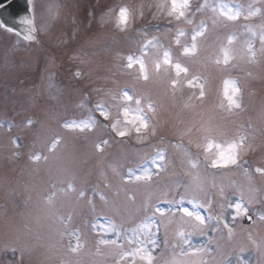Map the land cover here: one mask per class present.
I'll use <instances>...</instances> for the list:
<instances>
[{"label":"rangeland","instance_id":"obj_1","mask_svg":"<svg viewBox=\"0 0 264 264\" xmlns=\"http://www.w3.org/2000/svg\"><path fill=\"white\" fill-rule=\"evenodd\" d=\"M157 3L158 0H31V14L21 24L24 38L16 37L18 41L16 34L0 23V93L10 91L9 98L0 103V178L5 186L2 189L0 185V196L8 184L17 185V179L22 177L17 195L24 199L21 204L15 193L10 194L6 206L0 207V264H145L141 257L148 253L153 257L151 264H220L227 251L245 245L252 248L251 244L253 251L245 246L242 253L234 259L229 257L223 264H264V173H257V167L246 164L241 166L243 170L239 174L227 172L222 177H213L190 152L191 147L196 148L198 155L204 157L201 145L208 139L227 140L237 145L238 161L226 168L214 169L239 167L244 157L264 161V110L250 113L255 105L264 104V33L260 34L258 42L255 41L257 32L241 26L244 22L251 26L258 25L260 20L264 22V0H246L248 8L239 4L232 6L227 0H214L205 13L211 17L208 27L188 29L171 37L170 42L182 49L179 54L173 49L174 52L164 49L161 42L147 52H140L138 39L146 35L145 25L140 22L173 20L154 15ZM194 5L190 0L187 18L173 22H192ZM124 6L131 10L134 18L143 12V17L126 29L137 25L138 38L126 36L118 40L98 35L102 29L123 32L116 26L115 16ZM222 10L233 17L238 13L240 18L228 19ZM254 19L256 21H251ZM24 24L28 25V30ZM230 27L239 29V33L234 31L232 35L230 30L228 36L220 34V29L227 31ZM199 32L203 35H196ZM193 36H196L195 41ZM193 43L196 44L195 53L184 54V48H191ZM221 49L229 51L231 58L227 64L216 63L218 58L223 59ZM165 53L170 60L168 65L164 64ZM128 57L145 63L149 69L147 80L139 78L138 64L134 65L135 74L127 68ZM157 63L161 65L159 71H156ZM176 63L187 72L177 76L172 67ZM238 75L246 82V92H242L237 79L243 80L237 78ZM225 80L230 82L229 95L234 104L223 95ZM20 81L25 84L20 90L27 91V103L12 96L13 84L18 86ZM173 81L177 82L173 84ZM125 91L134 98L128 106L134 110L138 107L137 114L151 126L148 133L151 140L153 135L162 136L159 133L173 134L175 139L172 154L165 156V151L161 152L163 159L157 156L146 165L131 170L127 180L124 176L128 166L119 165L123 160L119 163L117 154H111L117 155V159L110 164L117 172L106 169L105 160L96 161L104 153L102 147L106 152L118 147L128 149L127 143L115 141V138L127 137L118 134L126 126L122 117L117 124ZM259 95L263 96L259 98ZM35 96L43 107L41 119L45 125L52 121L58 126L64 116L68 117L63 119L58 131L42 124L32 126L29 117L36 113ZM77 97L83 100L80 115H68L70 100ZM137 98L141 100L139 106L135 104ZM88 105L94 116L85 113ZM104 118L113 122L115 138L108 139L110 142L96 140L94 136L103 134L101 129L92 131L96 128L95 121ZM54 135L56 137L51 140ZM130 138L138 144L149 140L148 137ZM147 150L149 147L144 152ZM24 153L27 154L25 159L21 155ZM137 153L140 152L131 151L133 156ZM175 153L181 155V165L189 169L192 180L184 191V196L189 198L184 200L186 207L196 210L188 203L193 199L210 206L211 188L218 189L219 194V224L213 231L207 228L196 231L204 224L183 215L179 235L170 242L174 244H166L174 246V251L179 253L177 259H166V263H162L166 245L152 213L153 222L151 217L144 218L142 222L121 228L114 220L95 219L90 232H87L89 223L86 227L77 223L76 229L80 228L77 234L67 231L69 225H73L70 216H79L86 204L88 211L89 205L93 206L91 214L96 210L123 212L119 216L121 221L143 213L144 206L141 209L139 206L146 193L150 197L155 189L146 184L149 180L136 177L150 170L153 178L157 174L155 165H160L161 173L166 168L165 157L171 163ZM97 164L99 173L94 171ZM191 164L196 169L191 168ZM174 167L176 169V165ZM174 167L168 168L169 172ZM259 168H264V163ZM92 179L102 183L100 195L86 189L92 186ZM164 195L165 192H161L157 197ZM238 200L243 205L241 213L247 208V214L254 215L249 225L243 224L245 217L242 215L235 220L231 218L229 205ZM171 207L175 204L164 209L163 217L167 221L171 219ZM224 220L228 221L231 231L222 234L220 228H225ZM214 242L217 247L213 246Z\"/></svg>","mask_w":264,"mask_h":264},{"label":"clouds","instance_id":"obj_2","mask_svg":"<svg viewBox=\"0 0 264 264\" xmlns=\"http://www.w3.org/2000/svg\"><path fill=\"white\" fill-rule=\"evenodd\" d=\"M190 6V0H158V3L156 4L157 11L154 13V15L159 16L163 15L165 17H170L173 20H183L187 18V10ZM143 17V12L137 13L136 17H133V14L131 10L127 9V6H124L123 11H117L115 16V22L116 26L121 30H126L129 26L133 25L135 23L136 19H140ZM188 23H191V20L187 21ZM196 35H203V32H199ZM196 39V36H193ZM193 39V41H195ZM231 42V41H230ZM177 43H179V40H177ZM196 44L193 43L191 48H184V54L189 53H195L196 51ZM222 54V61L218 58L216 60V63H224L227 64L230 60V54L229 51L226 49H221ZM139 65V78L143 80H147L149 78V69L145 65V63L142 60H135L133 61L132 57H128V64L127 68L132 70V74H135L136 69L134 68V65ZM168 65L170 63H165ZM175 74L179 76L181 72H187V69L184 68L179 63H176L172 66ZM161 68V65L159 63L156 64V71H159ZM165 71H167V68H165ZM177 81H173V84H175ZM189 85H191V81L187 82ZM201 87H203L201 85ZM231 87L230 82L228 80L224 81L223 85V95L225 98L228 99L230 104H234L235 101L233 100L232 96L229 95V88ZM201 95L203 96L204 93L201 92ZM133 96L129 95L127 91L122 93V101L124 106H122L119 110V115L117 116V124L120 122V118H123L124 124L126 125L123 127L121 131H119L120 136H129L133 138H139V137H147V134L150 129V125L145 122L137 113H138V107L137 109H132L128 105L131 104L133 101ZM141 103V100L139 98L135 99V104L139 106ZM111 118V114L109 116ZM137 122H139L137 126ZM115 128V126H114ZM204 151V158L209 162L211 165L213 161L219 160L220 162L224 164H236L238 161L239 153L237 145L233 142H229L227 140H216V139H208L205 143L201 145ZM244 155H247V150H244ZM264 163V161H262Z\"/></svg>","mask_w":264,"mask_h":264},{"label":"snow or ice","instance_id":"obj_3","mask_svg":"<svg viewBox=\"0 0 264 264\" xmlns=\"http://www.w3.org/2000/svg\"><path fill=\"white\" fill-rule=\"evenodd\" d=\"M121 11H123V9ZM222 14L225 15L228 19H239L240 18L238 13H237L236 16L233 17V16H229L227 13H224L223 10H222ZM193 39H195V37H193ZM167 56H168V54L165 53V63H170V60L167 58ZM160 159H163V156H161ZM228 166H229L228 164H224V163L220 162L219 160H215L211 164V167H213V168H220V167H225L226 168ZM155 167H156L157 171H159L160 165L156 164ZM193 167H195V165H193ZM255 171L257 173H264V168L257 167L255 169ZM136 179L137 180H141V179L151 180L152 179V175H151L150 170H146L143 175L137 176ZM188 203L193 205V207L196 210L193 211L189 207H186L184 198L181 197L179 199L178 203H177V206L173 209V212L175 213V212L178 211V212L182 213L184 216L190 217V218L194 219L195 221H197L198 223H200L202 225L206 224L207 220L205 219L204 214L199 211V208L202 207V205L197 203L194 199L193 200H189ZM242 206H243L242 202L239 201V200L236 203H233V204L229 205V207L232 210V217L231 218L233 220H235V219H237L238 216L242 215V216L246 217L250 221L252 219V217L247 214V212H248L247 208H244L242 213L240 212V209L242 208ZM155 211L157 213H159L160 215H164L165 214V210L161 209L159 207V205H157V207L155 208ZM211 219H214V218L213 217H208V220H211ZM223 225H224V227L226 229L230 230V225L228 224L227 220L223 221ZM181 235H183V233H181ZM153 243H155V242L153 241ZM141 259L145 260V264H151V261H152L153 257L151 255V253H148L146 256H142Z\"/></svg>","mask_w":264,"mask_h":264},{"label":"water","instance_id":"obj_4","mask_svg":"<svg viewBox=\"0 0 264 264\" xmlns=\"http://www.w3.org/2000/svg\"><path fill=\"white\" fill-rule=\"evenodd\" d=\"M7 1L10 0H0V4H3ZM23 4H25V0H13L8 6L2 8L0 10V16L3 20L4 23L8 24L9 19H7V14L11 15V12L14 10L16 11L17 9L20 8V6H23ZM247 222H249V220H246ZM251 221V220H250Z\"/></svg>","mask_w":264,"mask_h":264},{"label":"trees","instance_id":"obj_5","mask_svg":"<svg viewBox=\"0 0 264 264\" xmlns=\"http://www.w3.org/2000/svg\"><path fill=\"white\" fill-rule=\"evenodd\" d=\"M113 36L118 37V36H120V35L117 34V33H113Z\"/></svg>","mask_w":264,"mask_h":264},{"label":"bare ground","instance_id":"obj_6","mask_svg":"<svg viewBox=\"0 0 264 264\" xmlns=\"http://www.w3.org/2000/svg\"><path fill=\"white\" fill-rule=\"evenodd\" d=\"M147 52V51H146Z\"/></svg>","mask_w":264,"mask_h":264}]
</instances>
